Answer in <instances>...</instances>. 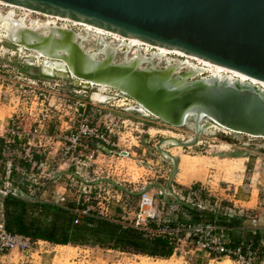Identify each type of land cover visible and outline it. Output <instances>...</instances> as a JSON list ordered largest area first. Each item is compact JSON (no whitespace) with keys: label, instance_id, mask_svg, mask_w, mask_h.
Returning <instances> with one entry per match:
<instances>
[{"label":"water","instance_id":"obj_1","mask_svg":"<svg viewBox=\"0 0 264 264\" xmlns=\"http://www.w3.org/2000/svg\"><path fill=\"white\" fill-rule=\"evenodd\" d=\"M0 1L180 51L264 82V0ZM6 37L43 56L39 60L43 75L73 79L74 85L85 88L91 83L108 85L129 96L137 106L124 108L127 117L144 116L140 106L172 126L190 121V138L164 136L155 145L171 161L165 187H157L164 198L171 195L176 203L179 198L171 180L177 158L163 144L196 145L212 122L236 133L264 137V90L248 81L213 73L191 78L192 72L176 74L171 67L154 66L149 58L114 61L112 49L87 51L77 32L61 26H49L47 32L17 26L15 34ZM98 53L102 57H95ZM29 56L33 63V55ZM144 62L149 65L143 66Z\"/></svg>","mask_w":264,"mask_h":264},{"label":"rangeland","instance_id":"obj_2","mask_svg":"<svg viewBox=\"0 0 264 264\" xmlns=\"http://www.w3.org/2000/svg\"><path fill=\"white\" fill-rule=\"evenodd\" d=\"M24 9V8H23ZM26 10V9H25ZM24 10L19 7H12L0 5V23H3V17H8L14 21L21 22L24 27H29V21L37 23L39 26L32 29L37 32H47L46 23L49 26H67L72 31L77 32L81 37L80 43L83 49L87 51H99L106 44L107 48L113 50V60L121 61L124 58L135 60L141 58H149L151 63L158 67H171L174 73L181 74L185 72H192L191 78H199L209 76L213 71L210 68L196 64L195 60L187 59L174 53H169L156 56V49L146 48L145 46H130L125 41H117L112 36L99 37L92 31H87L83 26L60 19H53L35 12L24 14ZM20 16H23L24 23ZM13 21V22H14ZM76 24V25H75ZM3 35V36H2ZM5 31L0 29V127L6 124L9 116L13 113L23 114L24 121L19 124V128L27 130L29 125H36L33 122L34 115H36L40 106L38 99L44 97L57 96H78L81 98H88L91 96L99 102H107L108 100L113 104L112 114L114 116L113 122L119 125V119L126 116L124 111L126 103H130V97L111 86H99L96 84L89 85V87H81L73 84V79H63L58 76L43 75L40 73L39 60L43 57L36 51L27 49L22 45H18L10 41L5 36ZM144 47V48H143ZM35 60L32 63V57ZM95 57H102L98 53ZM143 66H148V62H144ZM196 68V69H195ZM202 68V69H201ZM200 69V70H199ZM201 73V74H200ZM198 74V75H197ZM126 98V99H125ZM129 106V105H128ZM127 106V107H128ZM124 128H116L119 132V147L116 150H123L126 148L131 152L128 157H119L115 161V167L112 166L106 172L98 168L95 169L99 175H108L109 179L121 184L124 188H139L142 182H146L147 186L151 185V194L154 199L159 200L160 191L151 183H159L165 186L166 179L171 169V161L169 158L161 155L155 148L156 143L161 137L176 136L181 140H186L193 135L192 123L188 121L182 126H172L161 119L147 114L137 117L135 120L128 117ZM0 132L1 129H0ZM118 136V135H117ZM138 145V146H137ZM163 148L168 150L177 158L179 162L178 177L176 174L171 180V187L177 190L180 186L177 180L187 183L188 180L194 178L197 174V182H203L213 197L229 202L231 205L235 199L240 196L238 192L246 195V202L237 201L238 208L253 207L258 205L262 200V192H264V137H254L251 135L226 131L219 128L207 129L199 137L196 145L183 147L172 143H165ZM142 148H145L144 153ZM235 156L242 157L238 169L228 171L225 168L230 165H235ZM231 157V158H229ZM15 159L16 153L6 152L5 155L0 153V180H7L3 177L4 167H6V159ZM190 158V159H189ZM183 159L209 161L214 165L202 168L198 167L192 172L185 171L181 167ZM206 159V160H205ZM230 160V161H229ZM235 162V163H234ZM221 163L219 167L217 164ZM224 163V164H223ZM227 163V164H225ZM217 165V166H216ZM94 168V165L90 167ZM182 169V170H181ZM35 173V171H32ZM59 172V171H58ZM25 174V177L30 175ZM58 174V173H56ZM63 174V173H61ZM90 178H96L90 171ZM64 176V174H63ZM181 176V177H180ZM15 177L13 176V179ZM65 179V178H64ZM13 184V180H9ZM97 180H94V182ZM61 182V183H60ZM68 180H56L54 185L62 186L68 184ZM263 184V185H262ZM184 186V185H183ZM236 186V193L232 196L233 188ZM73 193L74 187H66ZM76 188V187H75ZM241 188V189H240ZM240 190V191H239ZM53 191V190H51ZM46 192L53 194V192ZM45 193V194H46ZM52 193V194H51ZM76 193V192H75ZM168 196V195H167ZM73 198L72 195L68 197ZM169 198V197H168ZM1 199V195H0ZM174 200V199H173ZM172 199L169 201V210L167 217L171 218L173 215L171 210H174L175 205L172 206ZM93 204V203H92ZM189 204V203H188ZM134 205V204H133ZM131 205V209L132 206ZM128 211V210H127ZM250 211V210H248ZM2 206L0 204V216ZM125 216L132 218V213L129 210ZM247 224V222H246ZM30 256L22 255L18 251H12L3 260L5 264H229V260H218L219 262L210 261L209 258L199 250L192 248L186 241L182 240L176 245L175 253L171 256L157 257L149 256L141 253H133L125 250L120 253L118 250L111 249L106 246H94V248H83L82 246L69 245L57 247L53 244L45 242H35ZM52 250V251H48Z\"/></svg>","mask_w":264,"mask_h":264},{"label":"built area","instance_id":"obj_3","mask_svg":"<svg viewBox=\"0 0 264 264\" xmlns=\"http://www.w3.org/2000/svg\"><path fill=\"white\" fill-rule=\"evenodd\" d=\"M126 99V98H125ZM128 105H135L133 99ZM39 112L34 115L33 122L24 129L19 124L24 121L23 114L13 112L5 125L0 127V153H16V157L22 160L28 169L16 168L22 175L30 171L25 177V194L38 201L54 202L64 209L75 214L74 223H79L83 216H95L113 222L124 227H132L143 232L146 237H165L174 246L184 240L192 248L202 251L210 261L219 262L229 260V264H264V239L257 245L253 242L235 244L227 233V228L210 222H190V214L185 210L179 211L171 219L167 217L168 211L159 212L155 207V200L147 188L146 182L137 188V202L131 209V205L123 195L134 188H121L116 186L108 175L101 176L95 169L106 172L119 157H128L131 152L119 147V132L116 128H124L129 121L127 116L119 119V125L115 127L112 114L113 104L110 101L99 102L91 96L81 98L78 96H57L38 99ZM118 135V136H117ZM138 146V145H137ZM107 149V150H106ZM145 148H142L144 153ZM12 158L6 159L3 177L9 178L12 173ZM94 165V168L90 167ZM109 167V168H107ZM32 171H35L33 173ZM65 175L68 185L76 189L73 198L77 205L71 207L65 196L58 200L46 198L44 191L46 186L57 180L59 172ZM90 171L96 178H90ZM94 180H97L94 182ZM115 182V181H114ZM117 183V182H116ZM263 185V184H262ZM17 187V186H16ZM76 187V188H75ZM122 189H118V188ZM13 188L10 182L4 180L0 185V195H16L18 189ZM179 200L189 203L197 210H212L215 213L233 216L230 212L233 208L224 205L223 200L212 196L207 186L200 182L190 187L186 194L175 192ZM93 203V204H92ZM114 204L121 208L122 216L113 218L108 214L109 206ZM130 210L132 218L125 216ZM174 210H171L172 213ZM181 219L179 221L178 215ZM237 216L247 217V228L251 234L257 231L264 232V192L262 200L250 211L239 210ZM170 222H175L174 226ZM38 240H32L27 236L10 233L5 229L3 214L0 216V264L12 251H18L22 255L30 256L33 244ZM85 248H94L99 245H83ZM113 249V248H111ZM118 250L123 253V250ZM128 252L133 250L128 249Z\"/></svg>","mask_w":264,"mask_h":264},{"label":"trees","instance_id":"obj_4","mask_svg":"<svg viewBox=\"0 0 264 264\" xmlns=\"http://www.w3.org/2000/svg\"><path fill=\"white\" fill-rule=\"evenodd\" d=\"M11 175L7 181L10 178L13 180V184L9 182L13 188L18 189L17 194H7L0 199L3 223L10 233L55 244L99 245L123 251L130 249L135 253L165 258L173 254L174 246L165 237L149 238L140 230L95 216H83L79 223H74L75 214L72 211L54 202L30 199L24 188L16 187L15 178ZM0 182L3 184L4 180ZM178 205L180 209L190 213V222H210L226 227L235 244L253 242L257 245L264 239L262 231L251 234L246 224L247 217L244 215L231 217L211 211H200L183 201ZM178 219L183 221L180 213ZM170 225L174 226V223L170 222Z\"/></svg>","mask_w":264,"mask_h":264},{"label":"bare ground","instance_id":"obj_5","mask_svg":"<svg viewBox=\"0 0 264 264\" xmlns=\"http://www.w3.org/2000/svg\"><path fill=\"white\" fill-rule=\"evenodd\" d=\"M0 5H8V6H12V7H19V8H23V7H20V6H16V5H11V4H8V3H5L3 1H0ZM26 9V8H24ZM28 11H31V12H38V11H33V10H30V9H26ZM40 13V12H39ZM44 14V13H43ZM45 16L47 14H44ZM51 16V15H50ZM55 18L57 19H60V20H63V21H68V22H71V23H76L80 26H83L85 30L87 31H92L94 34H96L97 36L99 37H106V36H112L114 39H116L117 41L121 42V41H125L126 44L130 45V46H145L147 49L148 48H151V49H156L155 52L158 54H161V55H165V54H169V53H174V54H177L179 56H183V57H186L187 59H191V60H195L196 61V66H199V65H202V66H205L207 68H210L213 72V74H218V75H223V76H227L229 78H237L241 81H248L250 82L251 84H254V85H257L259 88H262L264 90V82H260V81H257V80H254L252 78H248L246 76H244L243 74H240L236 71H233V70H228L224 67H221V66H218V65H214V64H211L207 61H204V60H201L199 58H196V57H193V56H189V55H185L183 54L182 52L180 51H173V50H169V49H166V48H163V47H158V46H152V45H149L147 43H144L138 39H134V38H127V37H123V36H120L116 33H112V32H109V31H106V30H103L101 28H98V27H94L92 25H89V24H85V23H82V22H78V21H74V20H70L68 18H65V17H59V16H54ZM19 19V18H18ZM12 19L8 17H3V23H0V29H3L5 31V36H8V34H11V35H14L15 32H16V28L17 26H22L19 22V21H14ZM32 23V22H31ZM36 24V23H35ZM75 24V25H76ZM65 27V26H64ZM3 36V35H2ZM14 38V36H13ZM144 48V47H143ZM103 49V48H102ZM47 68V67H45ZM196 69V68H195ZM202 69V68H201ZM200 70V69H199ZM201 74V73H200ZM198 75V74H197ZM93 84V83H91ZM99 86H105V85H102V84H98ZM133 106H137V105H129L128 107H133ZM139 108L141 110H143V114L144 115H147V114H150L147 110L145 109H142L140 106ZM211 128H219V129H222L224 132H235L233 130H229L223 126H221L220 124L216 123V122H212V125L208 128V129H211ZM207 130V129H206ZM173 137H176V136H173ZM177 138V137H176ZM179 146V145H178ZM173 155V154H172ZM190 159V158H189ZM241 159L242 157H233L232 160H235V165L232 166L230 165L231 167L228 166V168L226 167L225 169L228 170V171H232L233 169H238L240 165V162H241ZM206 160V159H205ZM215 163V162H214ZM214 163L212 164L211 160L210 162L209 161H201L200 159L196 160H191V161H188L187 159H183L182 162H181V167L183 169H185V171H191L198 168V167H202V168H205V167H208V166H211V165H214ZM224 164V163H223ZM227 164V163H225ZM218 166L222 165L221 163H218L217 164ZM216 165V166H217ZM228 165V164H227ZM219 166V167H220ZM223 166V165H222ZM182 170V169H181ZM181 177V176H180ZM190 181V180H188ZM59 246H69V245H59Z\"/></svg>","mask_w":264,"mask_h":264},{"label":"crops","instance_id":"obj_6","mask_svg":"<svg viewBox=\"0 0 264 264\" xmlns=\"http://www.w3.org/2000/svg\"><path fill=\"white\" fill-rule=\"evenodd\" d=\"M233 157V156H232ZM235 157H237V156H235ZM229 158H231V157H229ZM230 161V160H229ZM2 162V159H1V161H0V163ZM179 160H178V165H177V167H178V169H179ZM235 163V162H234ZM11 169H12V177L14 176L15 177V179H14V181H15V184H16V186L17 187H20V188H24V185H25V183H26V181H25V176L24 175H22L21 173H19L17 170H16V168H21V167H23V168H25L26 170H29L28 169V165H26L22 160H20V159H18V157H16L15 159H12L11 160ZM5 168V167H4ZM3 168V169H4ZM236 169V168H235ZM4 171V170H3ZM176 174V177H178V174H179V172H176L175 173ZM58 177H57V180H59V179H63V180H65L64 178H65V175L63 176V174H61V172H59L58 174ZM198 175V174H197ZM197 175L194 177V178H192L190 181H188L187 183H183V182H180V181H178L177 179L178 178H176V180L175 181H177V183H179V187H178V189L177 190H174V192H180V193H182V194H186L187 192H188V190H189V188L190 187H193L194 186V184H197V183H199V182H197V180H194V179H197L196 177H197ZM12 180V179H11ZM61 183V182H60ZM166 183V182H165ZM203 183V182H202ZM2 183L0 182V185H1ZM151 184H153V185H155L156 187H157V184H159V183H151ZM184 185V186H183ZM51 187H52V185H49V186H46V188H45V191H44V196L46 197V198H51V199H55V200H58V198L61 196V195H63V196H65L66 197V199H67V203L71 206V207H75V206H77L75 203H74V201H73V198H75V196H76V189H74L75 191H73V193L71 192V190L69 189V188H63L62 186H57V185H54V188L53 189H51ZM123 187V186H122ZM165 187V186H164ZM118 188V187H117ZM158 188V187H157ZM118 189H120V188H118ZM124 189V188H123ZM241 189V188H240ZM51 190H53V191H51ZM120 190H122V189H120ZM136 190V188H134V190H131V191H128V192H125L124 190H122L123 191V195H124V197L126 198V200L129 202V204L130 205H133L132 207H134L135 205H136V202H137V197H138V195H137V191H135ZM158 190L160 191V189L158 188ZM49 191H51V192H53V194L52 195H50V193H46V192H49ZM149 191L151 192V190L149 189ZM240 191V190H239ZM46 193V194H45ZM160 193V192H159ZM235 193H236V186H234V188H233V193H232V196H234L235 195ZM161 194V193H160ZM238 194H239V198L238 199H235L234 201H233V205H235V206H233V208H232V205L229 203V202H225L224 200L222 201V203L224 204V205H227V206H229V207H231L232 208V210H231V214L233 215V216H237L236 214H238V211L239 210H242V208H238L239 206H241V205H239V206H237V204H236V202L237 201H239V202H246L245 201V198H246V195L244 194V193H242L241 191L240 192H238ZM70 195H72V197L73 198H71V199H69L68 197H70ZM169 197V198H168ZM168 199H174L173 200V203H172V206H174L175 205V208L176 209H178L179 211H183L184 209H180V205H178V203L181 201V200H179V202L178 203H176V201H175V198L173 197V196H171V195H168V196H166L165 198L162 196V195H160V198H159V200H156V199H154L155 200V207H156V209L159 211V212H165V211H168L169 210V201H168ZM242 207V206H241ZM174 208V209H175ZM254 208V206L253 207H245V210H252ZM122 211L123 210H121V208L120 207H118V206H116V205H114V204H111L110 206H109V210H108V214H110V216H112L113 218H120L121 216H122ZM186 211V210H185ZM202 211H205V212H213L212 210H209V209H207V210H202ZM187 213H189L188 211H186ZM178 213V211L176 212L175 210L172 212V214L173 215H170V217H171V219H174V217L176 216V214ZM215 213V212H214ZM190 214V213H189ZM201 217H202V215H200ZM228 216V215H227ZM232 217V216H231ZM206 220V219H205ZM173 223H175V222H173ZM235 234L237 233V232H234ZM234 234V235H235ZM40 242H45V243H49V244H53L54 246H57V247H62V246H59V245H71V244H55V243H51V242H48V241H45V240H39ZM77 246H79V245H77ZM80 246H82L83 248H84V246L83 245H80ZM49 252L50 251H52V250H48Z\"/></svg>","mask_w":264,"mask_h":264},{"label":"flooded vegetation","instance_id":"obj_7","mask_svg":"<svg viewBox=\"0 0 264 264\" xmlns=\"http://www.w3.org/2000/svg\"><path fill=\"white\" fill-rule=\"evenodd\" d=\"M20 9L24 10V12H25L24 14H25V15H29L28 13H32L31 11L25 10V9H23V8H20ZM35 13H36V14H41V15H43V13H39V12H35ZM43 16H44V15H43ZM46 16L55 19L54 16H50V15H46ZM19 19H22V20H23L22 23L25 24V23H24V18H23V16H20ZM31 22H32V21H29V27L34 28V27L39 26L37 23L35 24V22H32V23H31ZM50 23H52V24H56V22H52V21L47 22V23L45 24L47 28L49 27V24H50ZM61 27H64V26L61 25ZM65 27H67V26H65ZM106 46H107V45L105 44V45L103 46V48H107ZM39 71H40V70H39Z\"/></svg>","mask_w":264,"mask_h":264}]
</instances>
